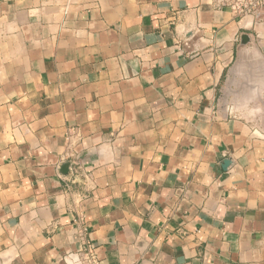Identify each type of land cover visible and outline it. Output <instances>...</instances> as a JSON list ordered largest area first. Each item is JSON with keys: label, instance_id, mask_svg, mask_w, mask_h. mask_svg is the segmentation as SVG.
Here are the masks:
<instances>
[{"label": "crops", "instance_id": "0c3cea01", "mask_svg": "<svg viewBox=\"0 0 264 264\" xmlns=\"http://www.w3.org/2000/svg\"><path fill=\"white\" fill-rule=\"evenodd\" d=\"M83 232L99 264H264V20L0 0V264H78Z\"/></svg>", "mask_w": 264, "mask_h": 264}, {"label": "built area", "instance_id": "2783aa9c", "mask_svg": "<svg viewBox=\"0 0 264 264\" xmlns=\"http://www.w3.org/2000/svg\"><path fill=\"white\" fill-rule=\"evenodd\" d=\"M216 8H228L240 17H254L257 20H264V0H213ZM83 249L77 256L78 264H99L94 252V247L85 238L84 232L81 234Z\"/></svg>", "mask_w": 264, "mask_h": 264}, {"label": "rangeland", "instance_id": "374dc122", "mask_svg": "<svg viewBox=\"0 0 264 264\" xmlns=\"http://www.w3.org/2000/svg\"><path fill=\"white\" fill-rule=\"evenodd\" d=\"M255 51H257L256 53L259 55V51L258 49L255 47L254 48ZM253 53L252 51H249V53H244V55H240L235 61H234V67H233V70H255L254 69V64L256 62V70H260V68L258 67L257 68V65L259 64V60L257 58L256 59H253ZM228 110H230V115L236 117L237 116V111L234 110V107L231 106V107H228Z\"/></svg>", "mask_w": 264, "mask_h": 264}, {"label": "water", "instance_id": "95a60500", "mask_svg": "<svg viewBox=\"0 0 264 264\" xmlns=\"http://www.w3.org/2000/svg\"><path fill=\"white\" fill-rule=\"evenodd\" d=\"M240 39H241L242 43H248L249 42V38H248V36L246 34L242 35L240 37Z\"/></svg>", "mask_w": 264, "mask_h": 264}]
</instances>
